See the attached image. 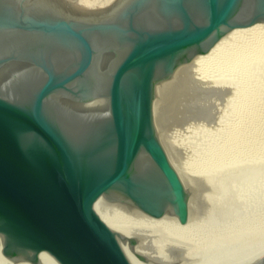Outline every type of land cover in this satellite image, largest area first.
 Segmentation results:
<instances>
[{"label":"water","instance_id":"obj_1","mask_svg":"<svg viewBox=\"0 0 264 264\" xmlns=\"http://www.w3.org/2000/svg\"><path fill=\"white\" fill-rule=\"evenodd\" d=\"M76 1L0 0L1 250L133 264L160 215L188 217L158 99L237 35H264V0Z\"/></svg>","mask_w":264,"mask_h":264},{"label":"rangeland","instance_id":"obj_2","mask_svg":"<svg viewBox=\"0 0 264 264\" xmlns=\"http://www.w3.org/2000/svg\"><path fill=\"white\" fill-rule=\"evenodd\" d=\"M214 64L216 63L207 64L198 71L193 70L191 74L194 83L191 81L192 78H189L190 81L186 82L185 88L182 87L183 90L177 91L178 96L168 90L167 96L165 94L164 99L159 100L160 106L163 105L164 111L166 110L165 129L173 141L179 143L178 153L180 152L181 157L187 160L192 172L196 174L191 176L194 187L199 190L219 188L218 191L224 190L223 196L229 199L227 201L221 195L223 201L221 206L223 205L224 208L217 219L219 222L210 221L205 224L204 232L208 235L222 231V227L228 223L240 221L245 216L244 213L250 215L254 210L253 207L248 208L250 205L256 206V209L257 206L264 207V162H262L264 159V54L258 59L249 57L244 67L240 68ZM244 101H249L246 112L248 110L250 113L247 112L241 117ZM186 124L194 126L188 133L181 130ZM242 126L245 130V141L239 155L245 162L227 161L222 167L217 168L218 170L215 169L216 171L204 170L200 160H206V157L216 155L218 151L222 155L225 152L223 149L226 147L225 143L235 133V129ZM255 136H259V139L254 142ZM232 158L231 155L226 159ZM242 193L247 196L245 200L248 206L242 205L243 207L238 209L241 203L236 198L239 194L241 198Z\"/></svg>","mask_w":264,"mask_h":264},{"label":"bare ground","instance_id":"obj_3","mask_svg":"<svg viewBox=\"0 0 264 264\" xmlns=\"http://www.w3.org/2000/svg\"><path fill=\"white\" fill-rule=\"evenodd\" d=\"M76 2L82 7L100 8L107 6L109 4H113L114 2L117 1L116 0H77ZM263 54H264V35H237L229 44L223 46L216 53V55L213 57L210 63L211 64L216 63L218 65H222V67L223 65H225L232 68L236 66L240 68L241 66L244 67L246 61L249 60V57H252V59H258ZM198 69L195 70L198 71ZM191 72L187 73L186 75L181 77L175 84L168 87L166 93L168 92V90H171V92L170 91L169 92L171 94L176 95L177 91L182 89V87L185 88L184 85L186 84V82L190 81L189 78L190 79L192 78L191 81H193L194 83L192 76L193 74H191ZM177 83L179 84L176 87ZM174 86L176 87V89ZM178 95L179 94H177L176 96ZM159 100L162 101V99H158L161 142L168 153L170 161L172 162L173 166L180 174V177L182 178L184 185L188 190V217L186 222L182 223L178 220L177 216L172 212H166L160 215L158 220V225L152 226L149 232L136 244L133 264H164V263L165 264H247L249 263L253 259L260 256L262 253H264V207L261 208L262 206L261 207L259 206V208H261L259 209L257 206L256 209L255 208L256 206L254 207L253 205L252 206L250 205V207L248 208L251 207L254 208L253 211L251 210L252 213L250 215H246L247 213H244L243 215L245 216L240 221L236 223L234 222L228 223L225 226H223L222 227L223 229H221L223 233H220L222 231H219L218 233L212 232L213 235L205 234L204 231H205L206 223L210 221L219 222L217 219H219V217L221 216L220 211L224 208V207L222 208L223 205L221 206V203L223 202L221 200L222 197L226 198L227 200V197H225V195L223 196L224 190L218 191L219 188L218 189L211 188L208 190H205L206 189L205 188L199 190L196 189L197 187L196 188L194 187L193 185L194 182H192V177H191L192 175H194V173L192 172L191 167L188 165L187 160L181 157L180 152L178 153L179 143L173 141L169 132L165 129L166 126L164 123L165 121L164 112L166 110L164 111L165 108L163 109L162 107L163 105L160 106L161 104H159ZM246 101H244L245 106H243L242 108L240 114L241 117H244L243 115L247 114L248 112V110L246 112V108H247L246 105L249 101L248 102ZM248 113H250V111ZM189 125L188 126L187 124L183 125L181 130H183V132L185 133H188L192 127ZM197 129L196 131H198ZM244 131L245 130L243 126L235 129L234 131L235 133L228 140V142L225 143L224 146L226 147L223 148L225 152H223L222 155H220L221 152L218 151L216 155H211L208 158L206 157L205 158L206 160H200V162L202 161L203 163L202 167L204 168V170H213V169L215 170L217 168L219 169V167H222L223 166L222 164L224 162L226 163L227 161H230V163L245 162V160H241V157L239 155L240 148L242 147L245 141ZM258 139L259 136H255L254 142L258 141ZM231 155L234 159L232 158L230 160H227L226 158ZM262 162H264V159L262 160ZM220 191L221 193L219 194ZM239 197L240 194L238 195V198ZM238 198H236V200L239 203H241L238 209H240L242 205H244L245 207L246 205L248 206V203H246L245 200L247 199L246 195L243 194V196L241 195V198L239 199ZM227 201H229V199ZM250 202L249 204H251ZM253 202L254 201H252V203ZM231 203L233 204V202ZM1 240H2V236H0V264H33L32 262L27 260H14L4 255L1 250ZM136 253L144 254L145 256L148 257V260H142L138 258ZM42 256L43 253L41 252V250H38L36 252V257L39 264L41 263Z\"/></svg>","mask_w":264,"mask_h":264}]
</instances>
